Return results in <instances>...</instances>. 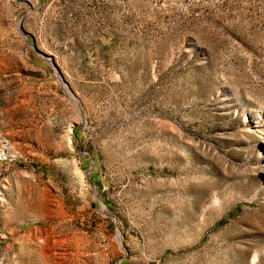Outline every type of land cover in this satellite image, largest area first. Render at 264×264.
I'll list each match as a JSON object with an SVG mask.
<instances>
[{
  "label": "rangeland",
  "instance_id": "obj_1",
  "mask_svg": "<svg viewBox=\"0 0 264 264\" xmlns=\"http://www.w3.org/2000/svg\"><path fill=\"white\" fill-rule=\"evenodd\" d=\"M263 130L264 0H0V264H264Z\"/></svg>",
  "mask_w": 264,
  "mask_h": 264
},
{
  "label": "water",
  "instance_id": "obj_2",
  "mask_svg": "<svg viewBox=\"0 0 264 264\" xmlns=\"http://www.w3.org/2000/svg\"><path fill=\"white\" fill-rule=\"evenodd\" d=\"M30 42V41H29ZM31 43V42H30ZM34 49L35 50H37V48L36 47H34ZM47 60H49V61H51L52 62V64L55 66V68L57 69V66L55 65V62H54V60L51 58V57H48V56H46V55H43ZM58 70V69H57Z\"/></svg>",
  "mask_w": 264,
  "mask_h": 264
},
{
  "label": "bare ground",
  "instance_id": "obj_3",
  "mask_svg": "<svg viewBox=\"0 0 264 264\" xmlns=\"http://www.w3.org/2000/svg\"><path fill=\"white\" fill-rule=\"evenodd\" d=\"M262 135H264V130L262 131Z\"/></svg>",
  "mask_w": 264,
  "mask_h": 264
}]
</instances>
